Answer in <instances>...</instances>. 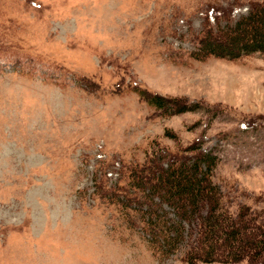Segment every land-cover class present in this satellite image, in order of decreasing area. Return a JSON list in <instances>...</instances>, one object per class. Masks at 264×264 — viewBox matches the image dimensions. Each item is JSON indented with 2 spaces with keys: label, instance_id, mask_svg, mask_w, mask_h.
Masks as SVG:
<instances>
[{
  "label": "rangeland",
  "instance_id": "1",
  "mask_svg": "<svg viewBox=\"0 0 264 264\" xmlns=\"http://www.w3.org/2000/svg\"><path fill=\"white\" fill-rule=\"evenodd\" d=\"M255 3L0 0V264H190L199 223H182L174 252L154 251L148 213L171 236L175 214L127 176L194 146L215 158L228 201L264 218V53L194 58L204 31ZM154 95L196 107L165 115Z\"/></svg>",
  "mask_w": 264,
  "mask_h": 264
},
{
  "label": "trees",
  "instance_id": "2",
  "mask_svg": "<svg viewBox=\"0 0 264 264\" xmlns=\"http://www.w3.org/2000/svg\"><path fill=\"white\" fill-rule=\"evenodd\" d=\"M256 52L264 53V3L252 5L247 15L233 25L204 31L194 58L201 60L214 56L236 60ZM140 95L144 96V92ZM146 99L149 104L163 108L165 115L179 114L196 107L188 106L182 99H166L159 95ZM166 136L175 139L170 132ZM185 150L191 154L190 157L182 153L164 164L161 158L160 162H155L148 155L140 167L127 176L128 187L143 195L149 205H158L154 201L157 198L175 214L177 227L173 228L171 236L172 228L161 220V215L153 208L148 213L145 227L149 231L148 241L152 249L164 254L174 252L183 242L182 223L196 220L198 229L188 234V246L182 258L185 262L234 263L245 259L246 264H264V218L261 212L252 211L248 204L237 203L234 206L228 201L212 180L213 156L197 150L196 146ZM121 190L125 194V190ZM116 202L122 206L128 203L121 199Z\"/></svg>",
  "mask_w": 264,
  "mask_h": 264
}]
</instances>
